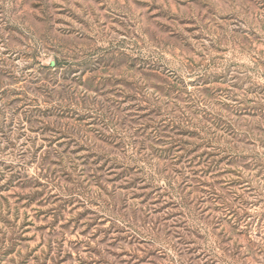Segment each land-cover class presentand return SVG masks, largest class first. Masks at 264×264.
<instances>
[{
  "label": "rangeland",
  "instance_id": "obj_1",
  "mask_svg": "<svg viewBox=\"0 0 264 264\" xmlns=\"http://www.w3.org/2000/svg\"><path fill=\"white\" fill-rule=\"evenodd\" d=\"M0 264H264V0H0Z\"/></svg>",
  "mask_w": 264,
  "mask_h": 264
}]
</instances>
